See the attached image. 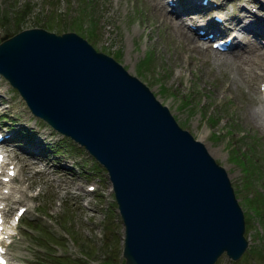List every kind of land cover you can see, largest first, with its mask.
Instances as JSON below:
<instances>
[{
	"label": "water",
	"instance_id": "95a60500",
	"mask_svg": "<svg viewBox=\"0 0 264 264\" xmlns=\"http://www.w3.org/2000/svg\"><path fill=\"white\" fill-rule=\"evenodd\" d=\"M0 72L27 108L105 170L125 264H211L246 245L226 172L119 62L74 32L0 36Z\"/></svg>",
	"mask_w": 264,
	"mask_h": 264
},
{
	"label": "rangeland",
	"instance_id": "374dc122",
	"mask_svg": "<svg viewBox=\"0 0 264 264\" xmlns=\"http://www.w3.org/2000/svg\"><path fill=\"white\" fill-rule=\"evenodd\" d=\"M132 1L111 0L109 6H113V9L119 8L121 18L117 19V12L114 11L110 15L112 23L101 24L102 14L99 9L104 10L102 0H89L88 4L83 0H76L69 8L70 11L74 9V14H78L82 22H73L79 26L74 25V29L86 37L82 30L89 29L88 14H90L89 17L95 23L94 36L92 40L86 37L88 41L95 48L114 54L112 56L128 72L136 74L145 81L154 95L167 105L178 124L203 141L212 157L225 168L235 188L237 201L247 218L249 228L246 233L250 240L243 254L247 252L236 262L221 255L215 263L264 264V229L262 233H256V227L264 228V115L254 102L257 98L255 87L257 77L251 76L248 71V66L256 63L251 62L250 58L241 59L240 56L239 60L235 59L232 52L221 54L197 48L184 32H178L168 19L162 17L165 15L157 10L155 0L133 1V5L134 2L137 4L135 8L137 16H141L138 21H134L133 17L136 13H132ZM31 2L32 0L29 4ZM49 2L52 5L51 13L53 8L62 11L63 8L60 7L62 0H49ZM21 3V0H0V19L4 21V30L0 28V34L4 31L10 33L12 31L10 29L16 28L17 24L26 23L25 18L16 23L14 22L17 19L12 20L15 13L18 16L23 14L27 16L25 12L27 10L29 12L28 2L17 8ZM229 4L232 7L231 12L239 9L236 0L230 1ZM61 11L58 15L66 18L67 21L68 8L67 12ZM79 11L81 14H86L84 18H81ZM240 11L244 13L245 9ZM37 17L39 20L41 16L37 15ZM114 24L117 26L115 27ZM63 26L72 28L71 24ZM112 28H116V32H112ZM251 39L249 38V41L252 43L253 39ZM116 53L119 55L116 56ZM260 59L264 60L263 56ZM0 96L2 97L0 113L1 110H6L3 104L8 103V112L11 115L14 113L20 117L19 121L30 122L41 139L47 135L46 128L39 127L36 118H30L24 111L16 92L10 89L1 75ZM9 147H12L7 149L10 152V159L15 158L12 150L23 155L21 153L23 151L11 145ZM237 152L236 158L239 159L232 156ZM245 154H249V157H244ZM74 155L78 159L81 158L79 151H75ZM82 155L88 158L85 154ZM24 164L27 165L25 160L22 161L21 168ZM243 165L248 166L249 169L246 170ZM29 170L37 172L31 167ZM20 173L18 176L16 174L18 180L28 182L30 186L23 190L24 194H21L20 189L19 193L26 196L28 188L38 186L39 190L35 196L38 200L30 210L24 212L18 221L20 224L15 226L14 235L8 245L11 252L25 259L40 260L41 264H77L75 262L82 264L84 256L90 257L95 247H102L100 239L102 230L105 243L107 239L114 240L112 227L116 228L119 222H115L116 215L112 205L111 212L108 211L106 216L105 205L113 201H111L112 194L108 182L101 169L93 170L87 176L74 171L71 174L61 173L64 175L62 181L73 189L74 186H78L79 190L82 186L84 190V186L89 183L94 186L92 191L85 189L87 193L83 190L81 192L83 196L86 194L90 196L86 206L83 205V200L65 194L60 195V203L57 204V194L60 190H55L53 183L42 181L45 174L32 177L27 174V178L20 179L22 169ZM45 180L47 181V178ZM55 183L58 185L57 180ZM81 194L68 190V195L80 197ZM10 198L11 195L7 199ZM50 198L52 200H49ZM13 205L14 202H11L7 213L13 210ZM27 219L28 222H25ZM101 220L103 228H101ZM47 230L50 238L45 235ZM51 238L58 239L61 244L57 242L55 244L53 242L55 240L52 241ZM110 249L113 255L115 247L111 246ZM106 259L113 264L111 256H107L105 261Z\"/></svg>",
	"mask_w": 264,
	"mask_h": 264
},
{
	"label": "bare ground",
	"instance_id": "6f19581e",
	"mask_svg": "<svg viewBox=\"0 0 264 264\" xmlns=\"http://www.w3.org/2000/svg\"><path fill=\"white\" fill-rule=\"evenodd\" d=\"M173 27L179 32L180 31V33H183V31H182V29L180 28V26L178 25V24H173ZM252 40V39H251ZM191 42V41H190ZM192 47V46H191ZM250 49V52H248V53H244V52H242V54L240 55L239 53H235V55H234V53H233V56L235 57V59L237 58H239V55H240V57H241V59H248V58H250L251 60H252V57H251V55L252 56H255V55H258V53H259V55H261V53L260 52H258L259 51V48L258 47H253V48H249ZM251 53V54H250ZM234 59V58H233ZM239 60V59H238ZM241 61H243V60H241ZM236 62V61H235ZM0 156H1V153H0ZM9 164H10V167L12 168L11 169V171L13 172V174L14 173H16L17 174V176H18V174H19V172H18V164L17 163H15V162H13L11 159H9L8 157H5V156H2L1 158H0V166L1 165H3V166H9ZM20 168H21V166H20ZM11 175V174H9L8 173V171H6L5 172V170L2 172V171H0V204L2 203V206H1V208H4V206H5V199H6V196L8 195V194H11L15 189H13V188H11V183H12V180L13 179H15V175ZM54 181L56 182V180H57V176H54ZM58 183V182H57ZM57 186V185H56ZM74 188L75 189H77L78 188V186H74ZM82 189V188H81ZM68 190H69V188L68 187H66L65 188V190H64V192H68ZM15 191H17V190H15ZM20 194V193H19ZM16 201L17 200H21V198H17V199H15ZM29 200V199H28ZM6 228L8 229V230H6V233H7V235H9V226H6Z\"/></svg>",
	"mask_w": 264,
	"mask_h": 264
},
{
	"label": "trees",
	"instance_id": "16d2710c",
	"mask_svg": "<svg viewBox=\"0 0 264 264\" xmlns=\"http://www.w3.org/2000/svg\"><path fill=\"white\" fill-rule=\"evenodd\" d=\"M59 142H57V144L55 145L56 149H58L59 147L62 148V146L64 145L66 147V151L72 153V148L73 151L75 150H80L79 147L75 146L74 144H72L67 138H65L64 136L58 139ZM246 153V152H245ZM244 157H249V154H245ZM239 159V158H238ZM95 165V164H94ZM243 167L248 170V166L243 165Z\"/></svg>",
	"mask_w": 264,
	"mask_h": 264
}]
</instances>
